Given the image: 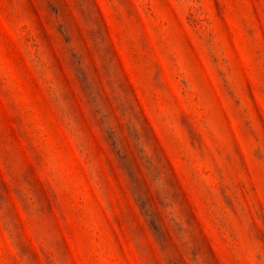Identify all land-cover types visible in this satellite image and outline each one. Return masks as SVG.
<instances>
[{
    "label": "rangeland",
    "instance_id": "1",
    "mask_svg": "<svg viewBox=\"0 0 264 264\" xmlns=\"http://www.w3.org/2000/svg\"><path fill=\"white\" fill-rule=\"evenodd\" d=\"M0 264H264V0H0Z\"/></svg>",
    "mask_w": 264,
    "mask_h": 264
}]
</instances>
